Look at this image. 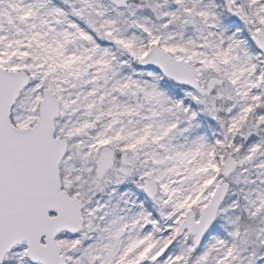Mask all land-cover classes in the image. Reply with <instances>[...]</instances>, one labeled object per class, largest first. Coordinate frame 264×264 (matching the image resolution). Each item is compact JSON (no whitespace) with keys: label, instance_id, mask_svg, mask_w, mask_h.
<instances>
[{"label":"snow or ice","instance_id":"snow-or-ice-1","mask_svg":"<svg viewBox=\"0 0 264 264\" xmlns=\"http://www.w3.org/2000/svg\"><path fill=\"white\" fill-rule=\"evenodd\" d=\"M0 264H264V0H0Z\"/></svg>","mask_w":264,"mask_h":264}]
</instances>
